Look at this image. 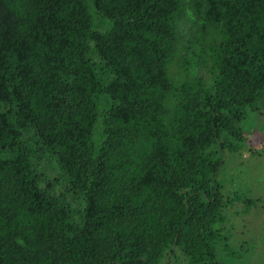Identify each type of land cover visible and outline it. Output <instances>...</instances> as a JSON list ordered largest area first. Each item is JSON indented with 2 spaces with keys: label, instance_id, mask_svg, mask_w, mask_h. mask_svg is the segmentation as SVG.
<instances>
[{
  "label": "trees",
  "instance_id": "obj_1",
  "mask_svg": "<svg viewBox=\"0 0 264 264\" xmlns=\"http://www.w3.org/2000/svg\"><path fill=\"white\" fill-rule=\"evenodd\" d=\"M263 103L264 0H0V264H221Z\"/></svg>",
  "mask_w": 264,
  "mask_h": 264
},
{
  "label": "rangeland",
  "instance_id": "obj_2",
  "mask_svg": "<svg viewBox=\"0 0 264 264\" xmlns=\"http://www.w3.org/2000/svg\"><path fill=\"white\" fill-rule=\"evenodd\" d=\"M89 9L93 28L108 32L111 24L99 20L91 6ZM240 128L248 141L225 155L217 178L226 203L224 223L216 227L221 231V240L215 246V259L221 264H264V103L260 111L246 115ZM98 129L94 135L97 147ZM7 157L8 154L0 153V159ZM39 171L50 173L49 178L59 173L54 157L47 154L39 164ZM171 264L188 263L178 257Z\"/></svg>",
  "mask_w": 264,
  "mask_h": 264
}]
</instances>
